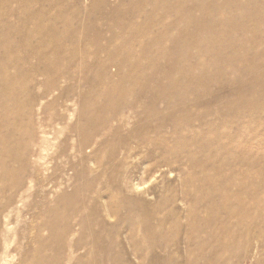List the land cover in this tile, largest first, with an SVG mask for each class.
I'll return each instance as SVG.
<instances>
[{
	"label": "rangeland",
	"instance_id": "rangeland-1",
	"mask_svg": "<svg viewBox=\"0 0 264 264\" xmlns=\"http://www.w3.org/2000/svg\"><path fill=\"white\" fill-rule=\"evenodd\" d=\"M203 1L0 0V264H264V0Z\"/></svg>",
	"mask_w": 264,
	"mask_h": 264
},
{
	"label": "bare ground",
	"instance_id": "bare-ground-1",
	"mask_svg": "<svg viewBox=\"0 0 264 264\" xmlns=\"http://www.w3.org/2000/svg\"><path fill=\"white\" fill-rule=\"evenodd\" d=\"M142 1V0H141ZM207 1V0H206ZM255 1V0H254ZM145 2V1H144ZM143 2V3H144ZM203 0H201V3L203 4ZM234 0H227V3H228V5H231V4H234ZM258 2H260V1H258ZM227 6V5H226ZM234 6H235V4H234ZM182 14V13H181ZM179 17H181L180 18V21H191V19L188 17V15H186V14H182V16L180 15ZM259 18H261L262 19V16L261 17H259ZM182 19V20H181ZM61 20V19H60ZM183 23V22H182ZM260 23H263V22H260ZM259 23V24H260ZM185 24V23H184ZM197 25H199V23H197ZM217 42H219V39H216L215 40V43H217ZM12 45V44H11ZM11 100L12 99H9L8 101H6L5 103H1V104H8L9 102H11ZM9 112V110H8V108H0V121L2 120V117H3V119L4 120H6L5 119V117H6V115H7V113ZM4 123V122H3ZM241 214V217L243 216V213H240Z\"/></svg>",
	"mask_w": 264,
	"mask_h": 264
}]
</instances>
